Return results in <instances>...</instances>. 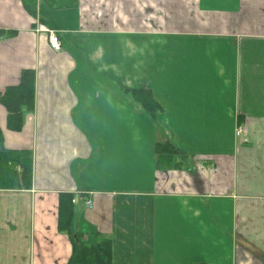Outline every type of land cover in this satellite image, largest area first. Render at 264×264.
<instances>
[{
	"label": "crops",
	"instance_id": "0c3cea01",
	"mask_svg": "<svg viewBox=\"0 0 264 264\" xmlns=\"http://www.w3.org/2000/svg\"><path fill=\"white\" fill-rule=\"evenodd\" d=\"M25 71L33 107L14 132L0 100V130L32 184L0 189V264L68 263L61 194L112 264H264V0H0V97Z\"/></svg>",
	"mask_w": 264,
	"mask_h": 264
},
{
	"label": "trees",
	"instance_id": "16d2710c",
	"mask_svg": "<svg viewBox=\"0 0 264 264\" xmlns=\"http://www.w3.org/2000/svg\"><path fill=\"white\" fill-rule=\"evenodd\" d=\"M26 11L34 17L37 13L38 0H21ZM76 4V3H75ZM137 101L152 116L160 110L148 90L135 91ZM34 99V74L25 71L20 84L6 89L1 95V104L8 111L7 128L18 132L23 128V108L32 109ZM3 135L0 130V189H30L33 176L32 154L27 151L13 152L2 146ZM157 152L172 154L174 146L169 143L159 144ZM14 164V165H12ZM15 166L20 167L17 171ZM74 218L73 195L61 194L59 198L58 230L69 236L72 244V255L67 264H112V244L108 238L99 239L90 245L81 234H73L71 227ZM101 238V237H100ZM101 240V241H100Z\"/></svg>",
	"mask_w": 264,
	"mask_h": 264
},
{
	"label": "built area",
	"instance_id": "2783aa9c",
	"mask_svg": "<svg viewBox=\"0 0 264 264\" xmlns=\"http://www.w3.org/2000/svg\"><path fill=\"white\" fill-rule=\"evenodd\" d=\"M35 30L39 34H42V33L46 34L47 40L49 43V47L53 52L59 53L62 51V43H61V40H60L58 33L55 30H52L48 26L41 24V23L37 24V27L35 28ZM239 132H238V134H239ZM86 205H87L88 209L93 208V203L90 199H88L86 201Z\"/></svg>",
	"mask_w": 264,
	"mask_h": 264
},
{
	"label": "rangeland",
	"instance_id": "374dc122",
	"mask_svg": "<svg viewBox=\"0 0 264 264\" xmlns=\"http://www.w3.org/2000/svg\"><path fill=\"white\" fill-rule=\"evenodd\" d=\"M134 98H135V100L137 99V96L136 95H134ZM137 101V100H136ZM138 102V101H137ZM86 207H87V205H86ZM99 238V237H98ZM101 240L103 239V238H100ZM100 240V241H101Z\"/></svg>",
	"mask_w": 264,
	"mask_h": 264
}]
</instances>
